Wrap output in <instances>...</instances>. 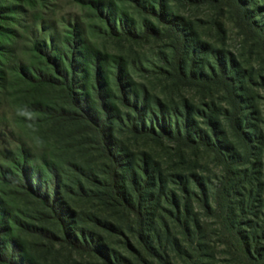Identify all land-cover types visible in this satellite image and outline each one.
<instances>
[{
	"label": "rangeland",
	"instance_id": "obj_1",
	"mask_svg": "<svg viewBox=\"0 0 264 264\" xmlns=\"http://www.w3.org/2000/svg\"><path fill=\"white\" fill-rule=\"evenodd\" d=\"M95 1L0 0V64L12 58H19L25 63L40 62L30 51L34 39L45 32L46 36H55L60 40L70 26L77 27L89 45L106 56L102 73L108 79L109 90L104 92L117 106V112H111L113 118L109 130L115 151L131 154L133 163L137 165L141 164L145 155L158 164L165 176L179 175L190 179L189 189L194 193L185 196L177 192V195L180 212L185 213L184 205H187L190 211L188 217L194 215L202 226L204 246L195 251V254L201 255L198 261L206 264H252L243 259L235 249L236 244L234 246L224 234L227 231L222 228L218 207L221 200L215 199L216 194H213L219 186L223 168L215 160L213 152L209 148H186L168 140L133 137L124 127L129 125L132 116L128 118L126 113L130 114V111L119 107L113 74L117 64H120L132 81L131 89L145 98L149 111L146 125L151 119L150 113L159 114L161 108L174 128V123L184 121L186 107H191L192 121L188 125H192V129L209 131L205 123L212 116L223 124L230 142H233V132L227 128L224 118L227 115L225 110L230 111L234 107L232 96L219 85L187 78L191 70L209 73V67H216L217 54L221 53L223 62L232 59V69L239 74L240 93L248 106L246 114L249 113L251 124L263 135L260 147L264 153V37L237 26L234 0H163L162 6L154 4L157 12L161 9L167 20L182 27L181 34L153 14L141 10L134 0H97L113 3L125 13L139 35L136 39L115 37L98 16L93 4ZM245 1L255 19L264 27V0ZM116 26L119 27V22ZM182 46L186 47L184 53L181 52ZM179 56L181 64L177 60ZM226 65L230 67L228 61ZM7 74L8 78L0 86V178L4 171L15 172L21 151H27L36 161L42 158L52 161L62 176L61 196L74 215L72 233L76 232L78 237L81 233L89 238H101V242L119 259L127 258L129 252L125 238L128 235L133 245L135 240L128 232L125 237L122 233L132 220L108 203L109 194L104 184H107L110 166L99 152L95 135L82 122H68L34 110V102L39 101L54 108L63 105L59 92L21 85L13 75L11 64L7 66ZM82 82L88 88L85 92L96 103L90 84L86 80ZM158 121L165 125L169 123L160 116ZM239 151L243 153L242 149ZM244 168L247 166H241L239 170ZM125 171V185L128 187L130 176L126 168ZM194 176L202 179L204 191L211 197V210L203 208L202 188L197 185ZM253 176L255 179L245 188V192L252 197L248 203L250 207L242 210L247 202L246 195L238 198L240 204L244 201L235 211L234 221L240 223L239 227H245V221L264 225V154L262 166L254 170ZM168 187L172 189L174 184L169 182ZM0 199L24 222L46 227L59 235L57 228L46 218V212L21 190L7 185L2 179ZM161 207L157 215L167 226L169 236L164 234L166 228L161 223V237L163 235L171 240L180 233L181 226L169 216L170 208L164 200ZM8 233L19 239V256L28 259L27 264H103L95 254L70 250L62 242L35 232L22 231L12 223ZM261 233L262 230L258 231L260 238ZM163 240L162 247H167L176 264H192L186 255L177 254L172 245ZM258 246H264V240Z\"/></svg>",
	"mask_w": 264,
	"mask_h": 264
},
{
	"label": "trees",
	"instance_id": "obj_2",
	"mask_svg": "<svg viewBox=\"0 0 264 264\" xmlns=\"http://www.w3.org/2000/svg\"><path fill=\"white\" fill-rule=\"evenodd\" d=\"M134 2L141 10L153 14L176 33H182V27L174 21L167 20L161 9L157 12L154 4L162 6L164 5L163 0H134ZM234 2L237 26L264 37V27L248 9L246 1L234 0ZM93 4L111 35L131 39L139 37L127 15L119 11L113 3H102L96 0ZM116 22H119V27L116 26ZM184 48L182 46L181 52L183 53ZM30 51L39 58L40 62L25 63L19 58H12L7 63L0 64V86L8 78L7 66L11 64L13 75L21 85L60 93L63 105L54 108L39 101L34 102V110L68 122H82L95 135L99 152L110 166L107 184H104L109 194L108 203L132 220L124 228L125 232H120H124L123 237L126 236V232L134 236L135 239L132 238L135 240V245L130 242L132 239L127 235L125 245L129 256L119 259L105 243L101 242V238H89L81 233L78 237L76 232L72 233L74 215L60 193L63 180L59 169L48 159L42 158L36 161L27 151H21L15 164V172L4 171L0 179L7 185L21 190L25 196L31 198L46 212V218L57 228L59 235L52 233L48 228L45 229L46 227L24 222L23 219L14 215L0 199V264H27L28 262L24 256H19L21 252L19 239L8 233L11 223L22 231L35 232L45 238L62 242L70 250L95 254V257L103 264H176L167 247H162L163 238L165 243L172 245L171 247L177 254L186 255L192 264H206L197 260L201 255L195 254L196 250L204 246L202 226L194 215L195 218L188 217L190 211L187 205H184L185 213L180 212L177 192H182L181 194L185 196L193 194L194 192L189 189L190 179L179 175L165 176L158 164L145 155L141 164L137 165L133 163L131 154L125 155L124 152L120 154L119 152L122 151L116 152L114 149L109 130L113 118L111 112H117V106L104 92L105 89L109 90L108 79L102 73L106 56L92 48L82 36V32L75 26H70L66 35L60 37V40H57L55 36H46L45 32L41 33L39 38L32 41ZM217 56L216 67L210 66L209 73L202 70H191L187 78L194 82H210L216 86L219 85L227 91L229 96H232L234 107L230 111L225 110L227 115L223 116L225 121L227 120V128L233 132L235 140L233 142H230L227 130L223 129V124L212 116H209L205 123L209 131L192 129V125H188L192 121L191 107H186L184 121L174 123V128L170 125L173 123L164 117L165 112L161 108H159L161 110L159 114L150 113L151 119L146 125L147 112H149L146 100L131 89L132 81L120 64H117L113 74L114 85L119 94V107L121 106L127 112L130 111L131 115L126 113L128 118L132 116L129 125L124 127L133 137L168 140L186 148H209L213 152L215 160L223 168L219 186L213 194H216L215 199L221 200L218 207L221 210L219 217H222V228L227 231L224 234H227L234 246L236 244L235 249L240 252L244 260L252 264H264V246H258L261 240H264V225L257 226L254 222L245 221V227H239L240 223L234 221L235 211L240 204L238 202L240 196L246 195L247 198L242 210L250 207L248 203L251 202L252 197L245 192V188L255 179L254 170L259 165L262 166V154L264 153L260 145L263 144V135L248 119L249 113L246 114L248 106L244 104L246 103L245 97L240 93L241 79L239 74L232 69V59L223 62L221 53ZM179 58L180 56L177 60L181 64L182 61ZM227 61L230 67H227ZM85 80L90 84L96 103H93L91 95L85 92L88 90L82 82ZM160 106L162 107L159 104ZM159 116L169 123L167 125L159 123ZM219 128L222 130H218ZM239 149H242L243 153H240ZM241 166H247V168L240 171ZM125 168L130 176L128 187L125 185ZM170 178L176 179L177 182ZM194 179L202 188L203 208L207 211L211 210V197L205 193L203 183H201L202 179L196 176ZM169 182L174 184L172 189L168 187ZM162 200L170 208V211L167 209L169 216L181 226L180 233L171 237V240L168 239L167 226L157 215V211L162 208ZM243 203L244 201L240 205ZM161 223L163 228H166L164 234L168 237H163V235L161 237V225H159ZM46 224L49 225V223ZM260 230H262V238L258 235ZM177 236L182 239L179 240ZM192 252H194L193 255Z\"/></svg>",
	"mask_w": 264,
	"mask_h": 264
}]
</instances>
